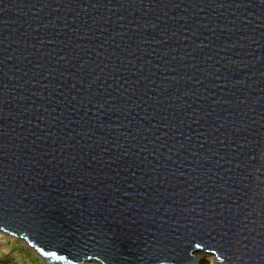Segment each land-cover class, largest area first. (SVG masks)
<instances>
[{
    "label": "water",
    "instance_id": "95a60500",
    "mask_svg": "<svg viewBox=\"0 0 264 264\" xmlns=\"http://www.w3.org/2000/svg\"><path fill=\"white\" fill-rule=\"evenodd\" d=\"M0 233L264 264V0H0Z\"/></svg>",
    "mask_w": 264,
    "mask_h": 264
},
{
    "label": "rangeland",
    "instance_id": "374dc122",
    "mask_svg": "<svg viewBox=\"0 0 264 264\" xmlns=\"http://www.w3.org/2000/svg\"><path fill=\"white\" fill-rule=\"evenodd\" d=\"M0 250L5 253L1 258L0 264H38L36 261L39 259L41 264H48L37 252L32 249L25 241L19 240L15 237L9 236L5 233H0ZM197 258H205L206 262L196 264H220L217 258L208 253L195 254ZM86 264H99L98 262L91 261Z\"/></svg>",
    "mask_w": 264,
    "mask_h": 264
},
{
    "label": "snow or ice",
    "instance_id": "6c2138e0",
    "mask_svg": "<svg viewBox=\"0 0 264 264\" xmlns=\"http://www.w3.org/2000/svg\"><path fill=\"white\" fill-rule=\"evenodd\" d=\"M200 245H197V247H199ZM41 251H44L43 249H41ZM45 255H48V256H53L55 257L57 255L56 252L52 251V252H47L45 253ZM60 259H64V257H59Z\"/></svg>",
    "mask_w": 264,
    "mask_h": 264
},
{
    "label": "trees",
    "instance_id": "16d2710c",
    "mask_svg": "<svg viewBox=\"0 0 264 264\" xmlns=\"http://www.w3.org/2000/svg\"><path fill=\"white\" fill-rule=\"evenodd\" d=\"M0 256H1V258H3V256H5V253L1 252V250H0ZM40 259H41V258H40ZM36 262H37L38 264H41V263H39V262H40L39 259H38ZM44 264H46V263H44Z\"/></svg>",
    "mask_w": 264,
    "mask_h": 264
},
{
    "label": "clouds",
    "instance_id": "9594fccd",
    "mask_svg": "<svg viewBox=\"0 0 264 264\" xmlns=\"http://www.w3.org/2000/svg\"><path fill=\"white\" fill-rule=\"evenodd\" d=\"M41 259H44L48 264H52L51 262L47 261L45 258H42Z\"/></svg>",
    "mask_w": 264,
    "mask_h": 264
}]
</instances>
